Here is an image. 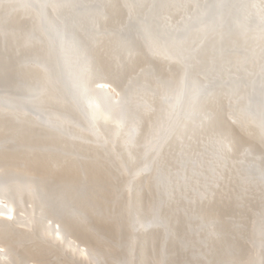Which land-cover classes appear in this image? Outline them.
Returning <instances> with one entry per match:
<instances>
[{
    "label": "bare ground",
    "instance_id": "6f19581e",
    "mask_svg": "<svg viewBox=\"0 0 264 264\" xmlns=\"http://www.w3.org/2000/svg\"><path fill=\"white\" fill-rule=\"evenodd\" d=\"M0 247L264 264V0H0Z\"/></svg>",
    "mask_w": 264,
    "mask_h": 264
},
{
    "label": "rangeland",
    "instance_id": "374dc122",
    "mask_svg": "<svg viewBox=\"0 0 264 264\" xmlns=\"http://www.w3.org/2000/svg\"><path fill=\"white\" fill-rule=\"evenodd\" d=\"M8 161H10V160H8ZM13 161H14V160H13ZM229 201H230V202H229ZM229 201L227 202L228 205H227V204L225 205L226 208L224 207L225 209H221L220 212H221L222 215H224V214H223V211H226V212H224V213H227V212L229 211V209H232V208H234V209H232V211H233V212H236V209H235L234 203H233L231 200H229ZM232 203H233V205H232ZM227 206H229V208H228ZM231 206H232V207H231ZM230 207H231V208H230ZM227 208H228V209H227ZM222 210H223V211H222ZM217 211H218V210H217ZM232 211L230 210L228 213H232ZM93 220H94V219H93ZM102 225H103V226H102ZM105 225H106V223H101V227H102V228H103ZM109 225H110V224H109ZM110 227H112V226L110 225ZM112 232H113V231H111V229H110L108 233L111 234ZM0 249H2V248L0 247ZM40 249H42V248H40ZM44 251H45V250H44ZM42 257H44V259L47 260V258H46L47 256H41V259H42ZM44 259H43V260H44ZM48 262H50L51 264H57V262H58V264H70V263H67L66 261H63L62 259L59 261V258H58V260H57L56 263H54L53 261L51 262V260H50V261L48 260ZM48 262H47V263H48ZM59 262H60V263H59ZM61 262H62V263H61ZM64 262H65V263H64ZM86 262H87V260H86ZM44 263L46 264V262H44ZM50 263H49V264H50ZM87 263L89 264V262H87Z\"/></svg>",
    "mask_w": 264,
    "mask_h": 264
}]
</instances>
